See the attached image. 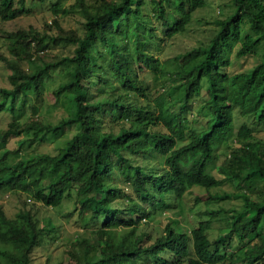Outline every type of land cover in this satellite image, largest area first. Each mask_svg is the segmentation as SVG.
I'll list each match as a JSON object with an SVG mask.
<instances>
[{
  "label": "trees",
  "instance_id": "16d2710c",
  "mask_svg": "<svg viewBox=\"0 0 264 264\" xmlns=\"http://www.w3.org/2000/svg\"><path fill=\"white\" fill-rule=\"evenodd\" d=\"M76 2L85 18L83 37H35L40 50L61 38L76 45L71 56L51 66L69 69L68 80L54 93L68 94L71 113L54 125L16 120V94H31L39 100L48 65L32 73L13 66L10 83L14 87L0 88V111L7 109L14 117L0 131V190L23 192L52 207L74 198L81 212L89 211L91 220L101 224L96 247L101 251L96 259L88 257L95 246L83 241L84 262L75 256L76 264H142L143 258L155 264H264V197L255 202L241 192L236 197L241 198L242 209L222 214L207 208L197 214L201 219L195 227L186 232L168 225L147 246L136 232L142 219L170 207V197L182 200L193 187L207 192V205L229 198L209 194L225 183L240 184L251 193L260 188V195L264 194V142L244 143L240 154L232 151L231 158L224 157L221 163L215 154V145L233 135L236 114L264 120V51L249 71L229 74L224 70L237 46L235 55L243 57L257 54L264 44V0H232L234 11L216 20L218 30L207 44L173 58L175 68L167 73L178 82V102L170 104L160 95L151 99L140 75L144 69L155 76L166 75L163 64L144 50L153 35L141 18L144 0H94L92 9H86L83 0ZM150 2L167 38L183 32L194 11L204 6L203 0ZM52 9L55 14L66 13L58 3ZM26 10L25 0H0L2 20ZM10 39L11 53L28 57L29 33L18 30ZM0 60L7 62L2 54ZM108 66L122 80V92L102 96L98 91L108 79L101 72ZM202 87L208 113L205 125L195 130L183 112ZM119 121L116 132L105 129ZM70 125H76L77 131L55 154L21 156L18 149L6 147L11 135L57 134ZM251 136L252 130L242 124L237 137ZM144 156L156 159L161 169L154 173L149 164L136 162ZM215 170L222 174L220 178ZM118 180L127 186L120 187ZM128 187L132 195L125 192ZM119 196L127 202L114 206ZM216 220L223 221V226L212 236ZM116 229L122 230L118 240ZM45 232L29 210L9 218L0 205V264H31L33 249L41 245Z\"/></svg>",
  "mask_w": 264,
  "mask_h": 264
},
{
  "label": "rangeland",
  "instance_id": "374dc122",
  "mask_svg": "<svg viewBox=\"0 0 264 264\" xmlns=\"http://www.w3.org/2000/svg\"><path fill=\"white\" fill-rule=\"evenodd\" d=\"M83 1L86 9H92L95 4L94 0ZM203 1L204 6L194 11L186 29L171 38H167L163 34V27L154 11L156 6L150 0H144L141 18L143 24L153 30V35L145 43L144 50L157 58L166 71L165 76H155L148 69L140 72L142 78L145 79L151 99L160 95L169 104L178 102V91L175 89L178 82L173 80L170 74L167 73L175 68L173 58L199 45L207 44L218 30L216 20L223 19L234 11L232 0ZM55 3L65 9L66 13L55 14L52 9V5ZM15 6H17V3ZM25 7L26 12L14 19L2 20L0 18V54L7 58V62L0 60V88L12 89L14 87L10 83V76L14 73L13 66L21 71L32 73L38 67L48 65V73L44 76L40 99L36 100L31 94L17 93L14 105L19 108L16 113L18 123L26 124L35 120L54 125L61 118L67 117L71 113L72 105L67 93L64 92L59 96L54 93L60 84L68 80L69 69L62 65L51 66L61 58L71 56L76 45L61 38L58 44L53 45L49 41L48 46L40 50L35 37L39 36L44 40L47 37H83L85 18L81 6L76 0H25ZM18 30L27 31L31 38L30 54L25 58H17L10 51L12 47L10 34ZM237 48L238 46L230 55L229 65L224 69L229 74L251 70L259 62L260 55L264 51V44L257 48V54H248L243 57L235 55ZM112 72L109 66L105 72H101L108 79L107 85H102L98 91L101 92L102 96H110L114 91L117 93L122 92L120 88L122 80ZM1 98L0 95V100ZM206 99V89L202 87L200 94L190 100L183 112V116L190 122V128L199 130L205 125L206 114L208 113L205 107ZM13 119V114L9 110L0 111V131L5 130ZM121 124V121L108 123L105 129L116 132ZM242 124L247 125L252 130L251 137H237V131ZM190 128L187 129L186 138L191 133ZM77 129L76 125H70L57 134L47 133L41 136L38 133L34 136L31 132H28L19 136L11 135L7 139L6 147L18 149L21 156H28L31 153L55 154ZM259 141L264 142V120L258 121L251 116L242 117L236 114L233 135L226 142L215 145V154L219 155V163H221L224 157L227 160L231 158L232 151L240 154L239 148L244 143L251 142L255 144ZM139 161L144 165L149 164L154 173L161 169H158L159 163L156 159L149 160L144 156L143 159H136V162ZM214 174L219 178L222 176L216 170ZM117 185L120 187L127 186L121 180L117 181ZM125 192L132 195L129 187L125 189ZM241 192L255 202L264 197V194L260 195V188L255 193H251L246 191L240 184L225 183L218 188L211 189L209 194H227L229 198L207 205L205 203L207 192L198 187H193L184 195L182 200L170 197L168 200L170 207L163 211L156 209L152 215L142 219L137 225L136 232L142 237V244L146 246L151 244L156 237L162 235L168 225L187 232L195 227L201 219L197 214L207 208L220 210L222 214H230L233 212L232 210L242 209V200L240 197H236ZM123 198V196H119L113 203L114 206H120L122 201L127 202L126 198ZM0 205L9 218H13L18 211L29 210L46 231L41 245L33 249L31 264H76L75 256H79L78 262L83 263L82 255L85 247L83 241L95 246L88 257L94 256V259H96L101 251V248H96L100 243L97 228L101 227V224L99 221L93 222L91 220L89 211L81 212L74 198H67L61 205L52 207L33 200L23 192L0 190ZM213 226L212 236H215L216 232L222 228L223 221L216 220ZM120 231L122 230H113L116 240L119 239ZM234 242H236V239H234ZM254 242L255 240L252 243ZM140 263L155 264L145 258L141 259ZM225 264L236 263L233 261Z\"/></svg>",
  "mask_w": 264,
  "mask_h": 264
}]
</instances>
